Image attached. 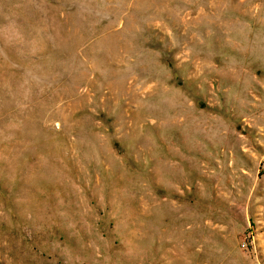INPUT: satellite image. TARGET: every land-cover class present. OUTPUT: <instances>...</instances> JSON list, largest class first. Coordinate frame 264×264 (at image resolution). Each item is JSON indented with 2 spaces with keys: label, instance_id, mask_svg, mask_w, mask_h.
Masks as SVG:
<instances>
[{
  "label": "rangeland",
  "instance_id": "374dc122",
  "mask_svg": "<svg viewBox=\"0 0 264 264\" xmlns=\"http://www.w3.org/2000/svg\"><path fill=\"white\" fill-rule=\"evenodd\" d=\"M0 264H264V0H0Z\"/></svg>",
  "mask_w": 264,
  "mask_h": 264
},
{
  "label": "bare ground",
  "instance_id": "6f19581e",
  "mask_svg": "<svg viewBox=\"0 0 264 264\" xmlns=\"http://www.w3.org/2000/svg\"><path fill=\"white\" fill-rule=\"evenodd\" d=\"M246 27H247V25H246ZM243 32H244V31H243ZM243 32H242V33H243ZM245 33H246V34H245ZM245 33H244L245 36H246V39H245V40H246V42H248V36H249V33H248V32H245ZM251 33H252V32H251ZM255 34H256V33H255ZM255 34H254V35H255ZM251 40H252V39H251ZM251 40H250V41H251ZM253 44H254V43H253ZM244 45H245V44H244ZM256 46H257V45H256ZM244 47H245V50L243 49L244 52H242V53H243V62H244V64L247 65V63L250 62V61H248V60H249V56H248L249 54H248V53H249V49H250V48H249V43H247V45L244 46ZM251 47H252V46H251ZM252 48H253V47H252ZM252 48H251V49H252ZM254 49H255V48H254ZM252 50H253V49H252ZM252 50H251V51H252ZM242 53H241V54H242ZM251 55H252V54H251ZM243 62H242V64H243ZM247 67H248V66H247ZM244 70H245V69H244ZM233 75H234V74H233ZM233 75H232V76H233ZM247 75H248V74H247ZM237 76H238V75H237ZM237 76H236V74H235V77H237ZM241 76H242V75H241ZM241 76H240V77H241ZM238 77H239V76H238ZM250 77H251V76H250ZM251 78H252V77H251ZM243 79H244V78H243ZM234 80H237V79H234ZM245 80L250 81V80H248V77H247ZM243 84H244V83H243ZM245 84H246V83H245ZM248 85H251V84L249 83ZM249 88H250V86H249ZM244 89H246L245 86H244ZM241 90H242V88H241ZM248 90H250V89H248ZM237 91H238V90H237ZM245 91H247V89H246ZM232 94H233V93H232ZM236 94H237V93H236ZM246 96H247V95H246ZM234 97H235V96H234ZM238 97H240V96H238ZM242 98H243V97H242ZM238 100H240V99H238ZM242 100H243V99H242ZM242 100H241V102H240V105L242 104ZM237 104H239V103H237ZM237 104H236V105H237ZM238 107H239V106H238ZM239 109H240V108H239Z\"/></svg>",
  "mask_w": 264,
  "mask_h": 264
}]
</instances>
